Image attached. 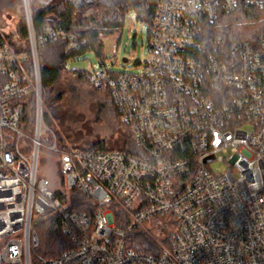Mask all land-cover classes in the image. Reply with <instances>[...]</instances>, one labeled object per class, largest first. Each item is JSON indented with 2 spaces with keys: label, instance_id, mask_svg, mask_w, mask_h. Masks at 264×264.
I'll return each mask as SVG.
<instances>
[{
  "label": "built area",
  "instance_id": "2783aa9c",
  "mask_svg": "<svg viewBox=\"0 0 264 264\" xmlns=\"http://www.w3.org/2000/svg\"><path fill=\"white\" fill-rule=\"evenodd\" d=\"M23 4L29 49L0 31V264H264V32L257 42L232 41L224 59L201 41L221 12L263 9L264 0H159L138 72H113L107 59L83 71L111 95L133 151L82 150L57 137L44 117L38 49L78 42L50 24L36 36ZM91 15L97 9L82 13ZM30 97L31 134L20 128ZM46 152L65 188L40 175ZM74 190L93 211L75 208ZM166 216L174 231L160 241L151 223ZM47 218L59 221L70 248L40 259L37 225ZM134 229L157 249L131 248Z\"/></svg>",
  "mask_w": 264,
  "mask_h": 264
},
{
  "label": "trees",
  "instance_id": "16d2710c",
  "mask_svg": "<svg viewBox=\"0 0 264 264\" xmlns=\"http://www.w3.org/2000/svg\"><path fill=\"white\" fill-rule=\"evenodd\" d=\"M158 1L59 0L56 3L45 2L39 6H32L30 3L32 23L36 36L42 33L45 25L50 24L65 30L69 34H73L78 42V47L73 50H67L66 41L64 40L49 42L38 49L43 104L46 107L55 106L63 100L66 91L59 89V86L63 72L72 71L66 68L69 61L76 60L87 52H93L101 60L106 59L103 38L120 37L125 17L129 11L135 12L137 20L151 25ZM92 8L98 10L97 17L91 15L87 18H76V13L85 12ZM263 32L264 8L257 9L242 4L233 11L221 12L213 22L205 24L201 33V41L207 54L224 59L225 56L231 54L229 45L232 41L249 40L250 42H257ZM16 33L17 36L7 34V38L12 45L17 50L29 49V34L25 14L17 22ZM76 70L79 77L83 78L84 70ZM30 99L32 107L25 110L20 120V128L29 134L33 132L35 126V108L32 97ZM114 106L119 115L115 104ZM49 112H44V117L47 122L51 123ZM126 133L125 143L130 140L128 131ZM88 149L107 151L112 148L97 142L90 145ZM117 149L124 150V148ZM74 191L76 197L75 208L80 211H93L94 207H91V199L85 197L78 190ZM37 233L39 245L35 249L34 254L40 259L60 256L70 248L69 239L61 224L55 218H47L41 221L37 225ZM126 240L131 248L139 252H153L157 249L151 237L139 229L129 232Z\"/></svg>",
  "mask_w": 264,
  "mask_h": 264
},
{
  "label": "rangeland",
  "instance_id": "374dc122",
  "mask_svg": "<svg viewBox=\"0 0 264 264\" xmlns=\"http://www.w3.org/2000/svg\"><path fill=\"white\" fill-rule=\"evenodd\" d=\"M59 0H29L32 6H39L45 2L56 3ZM30 5V6H31ZM23 0H0V31L17 36L16 25L25 14ZM96 9V8H92ZM82 13H76L81 19ZM98 14V10H97ZM93 16V15H92ZM98 16V15H97ZM94 16V17H97ZM149 24L136 19L134 11H129L125 17L120 37L103 38L104 54L113 72H138L141 63L149 57ZM119 39V40H118ZM115 49L116 55L112 54ZM127 58L128 62L123 59ZM101 59L93 52H87L78 59L69 61L63 72L59 89L66 91L62 101L55 106H44V112H49L51 128L56 131L60 140L66 139L70 145L82 150L94 143L101 142L108 148H124L126 151L135 150L131 140L126 141V126L115 109L111 95L107 90H97L79 77L76 69L89 70L96 67ZM76 70V71H75ZM49 110V111H48ZM44 157V159H42ZM39 162V173L48 177L54 189L63 186L57 158L46 152ZM218 165L222 166L220 163ZM174 220L170 216L156 218L151 223L155 235L160 241L172 236ZM167 229V234L163 229Z\"/></svg>",
  "mask_w": 264,
  "mask_h": 264
},
{
  "label": "water",
  "instance_id": "95a60500",
  "mask_svg": "<svg viewBox=\"0 0 264 264\" xmlns=\"http://www.w3.org/2000/svg\"><path fill=\"white\" fill-rule=\"evenodd\" d=\"M123 61L126 62L127 61V58H124Z\"/></svg>",
  "mask_w": 264,
  "mask_h": 264
}]
</instances>
